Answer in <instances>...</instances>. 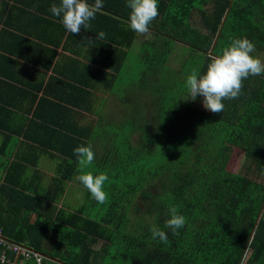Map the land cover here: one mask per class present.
I'll return each mask as SVG.
<instances>
[{
    "label": "trees",
    "instance_id": "16d2710c",
    "mask_svg": "<svg viewBox=\"0 0 264 264\" xmlns=\"http://www.w3.org/2000/svg\"><path fill=\"white\" fill-rule=\"evenodd\" d=\"M158 6L149 25L154 40L145 41L143 60L127 73L135 80L138 100L129 102L137 115L128 127L113 124L114 142L97 169L111 165L105 203L97 206L90 195L68 212L54 206L61 196H41L39 185L0 186L3 233L51 264H96L99 241L108 244L101 264H264V74L245 79L239 97L225 99L224 111L213 114L180 99L186 75L167 65L177 43L190 48L189 74L202 75L237 38L254 42L253 55L263 54L264 0H158ZM197 16L202 29L194 25ZM236 148L247 159L237 173L228 168ZM64 155L78 161L73 152ZM171 206L186 217L178 234L164 227ZM153 225L166 231L167 243L152 239ZM21 262L37 264H15Z\"/></svg>",
    "mask_w": 264,
    "mask_h": 264
},
{
    "label": "crops",
    "instance_id": "0c3cea01",
    "mask_svg": "<svg viewBox=\"0 0 264 264\" xmlns=\"http://www.w3.org/2000/svg\"><path fill=\"white\" fill-rule=\"evenodd\" d=\"M59 3L0 0V186L39 185L41 196H61L60 208L75 212L86 198L76 200L74 210L64 196L91 195L77 177L111 173L105 171L109 163L97 169L115 139L109 130L126 121L129 100H137L135 80H126L133 79L127 77L130 58L143 60L145 41L154 35L130 29L128 0H103L89 28L72 34L50 12ZM89 144L95 160L78 170V161L71 164L64 152Z\"/></svg>",
    "mask_w": 264,
    "mask_h": 264
},
{
    "label": "clouds",
    "instance_id": "9594fccd",
    "mask_svg": "<svg viewBox=\"0 0 264 264\" xmlns=\"http://www.w3.org/2000/svg\"><path fill=\"white\" fill-rule=\"evenodd\" d=\"M127 6L131 9L130 29L138 35L147 34L149 25L159 16L158 0H128ZM102 7L103 0H95L94 4L88 0H60L59 5H51L50 12L56 17H62L64 28L77 35L82 28H89V21L95 18ZM105 35V32L100 31L96 38L102 40ZM255 51L254 42L248 38L234 39L220 55L210 58L207 70L202 75L198 70L191 71L186 78L187 95L183 99L195 101L197 96H201L206 110L213 114L222 113L225 108L223 101L238 98L245 79L264 74V59L253 55ZM74 153L80 166L78 170L91 165L95 160V152L90 144L76 147ZM77 179L91 193L92 198L99 204L105 203L107 193L104 184L109 179L106 173H82ZM168 212L169 218L164 227L178 234V230L185 226L186 217L175 206H171ZM150 232L153 240L167 243L168 235L163 229L153 225Z\"/></svg>",
    "mask_w": 264,
    "mask_h": 264
},
{
    "label": "rangeland",
    "instance_id": "374dc122",
    "mask_svg": "<svg viewBox=\"0 0 264 264\" xmlns=\"http://www.w3.org/2000/svg\"><path fill=\"white\" fill-rule=\"evenodd\" d=\"M193 21H194V25L197 24L199 26V28L202 29V27H201V25L199 23L200 22L199 17L193 19ZM136 44H137L138 47H142L143 48V42H136ZM176 45L177 46L174 47V49L172 51V54L170 55V58L167 61V65H169V67L171 69L177 70L178 72L179 71H182L186 75V77L184 78V84H185L186 78L189 75V72L186 69V67H187V65H186V62L187 61L186 60L190 56L191 51H190V48H188L183 43H177ZM144 48H145V46H144ZM260 57L262 59H264V53L261 54ZM130 59H131V62L129 64L132 65L136 61V57H132ZM133 66H132V69H130V70L128 69L129 71H131V73H132V70H133ZM135 71H136V69L134 70V74H135ZM139 74H141V73L139 72ZM127 77H129V74H127ZM126 80L128 82H130L128 80V78H126ZM186 95H187V88H185V89H183L181 91V93H180V99L182 101L186 102V103H191V104L192 103H197V104L203 105V97L197 96V98H196L195 101H191V100L186 101V100L183 99ZM137 100H138V97H137ZM126 107H127V110H128V112L126 113V126L128 127L129 126V123L130 124H133V122H129V123L127 122V121H130L131 119H133V118L129 117V115L136 116L137 115V112L130 105H128ZM147 110L148 109H146V105L142 104V109H141V112H140L141 115H142V117L144 116V114L145 115L147 114ZM157 110H158V108H155V111H152V109H151V114L157 112ZM136 139H137V134L134 137V140H136ZM246 164H247V159H246L244 150L243 149H240V148H236L234 150L232 156H231V160H230L229 165H228L229 170L232 171V172H236V173L237 172H243L245 170V168H246ZM112 181H113V179H109V183L112 182ZM106 183H107V181H105V184ZM124 186H125V184H123L121 188H123ZM114 192L115 193L117 192V189L116 188L114 189ZM84 193L85 192H83V195H82L80 193V190H79V192L77 191L72 196H64L63 199L66 200V202L68 204H70V208H72V209L75 210L76 207H77V205L74 206L76 204V200H81L80 203L83 202V201H85L86 195ZM121 193L123 194V191L118 192V194H121ZM54 203L56 204V207L57 208H60V205L59 204L61 203V200H56V201H54ZM97 206H98V202H97ZM95 210H96V208L92 209L91 212H94ZM94 248H95L96 251L99 252V254L96 257V264H101V262L104 260L105 254L107 252L108 244L105 243V242H103V241H99V242L95 243ZM24 263L25 262H21L20 264H24Z\"/></svg>",
    "mask_w": 264,
    "mask_h": 264
},
{
    "label": "built area",
    "instance_id": "2783aa9c",
    "mask_svg": "<svg viewBox=\"0 0 264 264\" xmlns=\"http://www.w3.org/2000/svg\"><path fill=\"white\" fill-rule=\"evenodd\" d=\"M18 259L33 260L37 264H50L51 259L26 243H19L3 233L0 228V264L12 263Z\"/></svg>",
    "mask_w": 264,
    "mask_h": 264
}]
</instances>
